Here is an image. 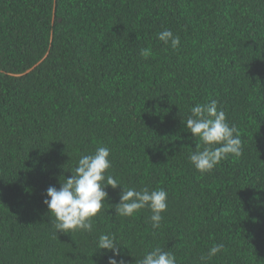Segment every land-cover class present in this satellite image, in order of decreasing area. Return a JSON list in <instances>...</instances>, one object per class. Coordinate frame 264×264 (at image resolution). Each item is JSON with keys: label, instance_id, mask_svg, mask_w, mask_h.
<instances>
[{"label": "trees", "instance_id": "1", "mask_svg": "<svg viewBox=\"0 0 264 264\" xmlns=\"http://www.w3.org/2000/svg\"><path fill=\"white\" fill-rule=\"evenodd\" d=\"M209 100L243 154L202 175L183 122ZM100 146L122 186L168 193L159 229L116 215L109 186L91 233L55 235L46 189ZM102 233L124 264L157 244L199 264L220 243L210 264H264V0H0V264H107Z\"/></svg>", "mask_w": 264, "mask_h": 264}, {"label": "clouds", "instance_id": "2", "mask_svg": "<svg viewBox=\"0 0 264 264\" xmlns=\"http://www.w3.org/2000/svg\"><path fill=\"white\" fill-rule=\"evenodd\" d=\"M156 39L164 45L176 49L180 37L170 29H163L156 34ZM142 58L151 55L150 49L140 50ZM189 115L183 124L185 131L191 133L198 143L188 160L193 168L201 173H210L221 161L243 154V142L235 124H229L226 113L218 107L216 100L196 103L189 109ZM110 149L100 146L89 154H81L71 175L59 180V187L49 186L42 203L46 205L50 223L57 233L86 232L94 228V218L101 214L108 197L106 187L121 188L119 202L115 205V214L120 217H133L141 210H147L148 221L152 229H159L164 219L162 215L168 208V193L163 188L151 189L143 186H122L121 182L109 173L112 164ZM96 248L110 251L112 256L107 264H124L120 255V244L112 233H102L96 239ZM224 244H214L199 255V264H210L217 254L224 250ZM136 264H178V258L164 245L157 244L150 251L142 254Z\"/></svg>", "mask_w": 264, "mask_h": 264}]
</instances>
